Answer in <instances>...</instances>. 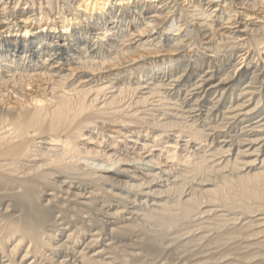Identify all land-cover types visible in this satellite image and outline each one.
<instances>
[{
	"label": "bare ground",
	"instance_id": "6f19581e",
	"mask_svg": "<svg viewBox=\"0 0 264 264\" xmlns=\"http://www.w3.org/2000/svg\"><path fill=\"white\" fill-rule=\"evenodd\" d=\"M0 264H264V0H0Z\"/></svg>",
	"mask_w": 264,
	"mask_h": 264
},
{
	"label": "rangeland",
	"instance_id": "374dc122",
	"mask_svg": "<svg viewBox=\"0 0 264 264\" xmlns=\"http://www.w3.org/2000/svg\"><path fill=\"white\" fill-rule=\"evenodd\" d=\"M105 232V231H104ZM92 254V253H91Z\"/></svg>",
	"mask_w": 264,
	"mask_h": 264
}]
</instances>
